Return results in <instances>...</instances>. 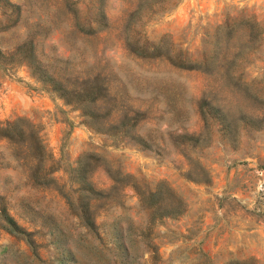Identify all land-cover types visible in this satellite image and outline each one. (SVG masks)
Segmentation results:
<instances>
[{"label":"rangeland","instance_id":"rangeland-1","mask_svg":"<svg viewBox=\"0 0 264 264\" xmlns=\"http://www.w3.org/2000/svg\"><path fill=\"white\" fill-rule=\"evenodd\" d=\"M73 1L0 0V264H264V0Z\"/></svg>","mask_w":264,"mask_h":264},{"label":"trees","instance_id":"trees-1","mask_svg":"<svg viewBox=\"0 0 264 264\" xmlns=\"http://www.w3.org/2000/svg\"><path fill=\"white\" fill-rule=\"evenodd\" d=\"M64 2H67L69 4H71V6H73L72 11L75 15V19H76V23L77 25L81 28V32L84 33H88V34H93L95 32H101L104 30V28L107 26V15L105 13L104 7L102 6V4H100V6L98 7V11H99V15L100 17L98 19H96V23L98 26L93 27V26H89V28H85V24H83L82 22H80V18L78 16V6L77 3L74 2L73 0H63ZM71 2V3H70ZM143 3V0L139 1V6ZM139 6L136 10L132 11L131 16H134L135 14H137L138 10H139ZM28 45V46H26ZM26 46V48L28 47V50H32L31 53L24 52V56L26 57V59L28 60V62L30 63V65H32V68L34 70V72L38 73L39 69H40V62L37 58V56L34 54L35 52V47L33 45V42H27L24 47ZM23 47V46H22ZM43 70L40 71V73H42ZM44 77H46V75L48 74L47 71H44ZM47 73V74H46ZM48 81H50L52 87L57 90L58 92H60V94L66 98V100L68 102H76V103H80L81 108L86 110V113H88V115H90L91 117L94 118H98L99 117V112L94 109L91 104L92 103H97V101L99 100V98H107L108 96V92H109V87L107 86L106 82H104L103 78H95V79H91V78H84V79H77L74 81H71L69 79H65L67 80V82H69L70 84H64L62 81H60L57 77H55L52 74H48ZM130 112H138V111H133L130 110L127 114H125L124 119L121 122V128H122V134L123 135H128V133L134 128V123H133V119L130 117ZM111 117H109L107 119V121H109L110 124H112V120H110ZM19 122L14 124V126H10V128L18 129L19 127ZM113 125V124H112ZM111 125V126H112ZM113 127V126H112ZM119 127V126H118ZM115 126V128H118ZM100 128V127H98ZM114 128V127H113ZM8 129H0V137H11V134H9ZM36 147L41 149V144L36 140ZM42 155V154H41ZM36 159H39L38 156ZM123 181V180H120ZM116 184H119V180H115ZM124 183V182H123ZM86 184L84 183V188H86ZM159 191L161 192L162 189L160 188ZM180 206H159L156 209V212H154L155 215H161V216H166V215H174L178 212H180ZM81 217L82 220L84 221V223L86 224H91L92 220H91V216L90 214L86 211V210H82L81 212ZM155 217V216H153Z\"/></svg>","mask_w":264,"mask_h":264}]
</instances>
